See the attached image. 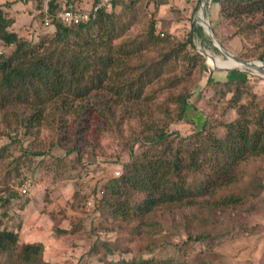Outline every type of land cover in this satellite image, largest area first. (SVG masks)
Masks as SVG:
<instances>
[{
    "label": "rangeland",
    "instance_id": "obj_1",
    "mask_svg": "<svg viewBox=\"0 0 264 264\" xmlns=\"http://www.w3.org/2000/svg\"><path fill=\"white\" fill-rule=\"evenodd\" d=\"M199 1L135 0L122 15L105 49L117 63L107 68L104 83L132 81L131 89L138 90L137 97H113L105 88L87 89V94L79 95L84 93V87L89 88L87 73L59 94L44 89L33 93L30 88L13 93V103L0 111V196L7 194L5 188L15 189L20 182L26 181L29 186L26 195L16 191L8 209L0 207V222L4 228L18 231L20 241L40 239L48 244L46 251L50 253L57 245L63 264H105L88 249L96 238L113 240L118 232L100 226L105 214L96 210L101 196V191L96 190L105 179L119 173L121 163L130 160V151L155 154L159 150L156 145L135 140L157 128L189 135L202 123L201 112L212 109L221 116L214 107L228 103L251 124L258 119L264 122V77L250 68L213 60L212 57L226 56L195 22ZM210 1L205 5V16L221 46L240 60L264 64V10L255 11L258 5ZM90 3L91 0L84 1V8ZM0 4H6L9 16L15 18L12 28L21 29L31 44L39 43L31 49L32 54L52 50L53 28L30 24V5L14 0H0ZM152 18L155 30L150 34ZM0 51L9 54L11 49L0 45ZM206 52L212 55L210 60ZM194 54L197 55L192 58ZM226 68L246 71L248 80L236 94L227 93L226 99L213 107L212 97L217 92L209 88L208 82L224 79ZM95 92L114 99L112 114L93 104L76 129L81 106L93 103ZM186 93L194 107L189 105L179 120L175 96ZM32 108L38 113V121L27 126L19 124L22 111L26 114ZM215 129L223 132L221 126ZM74 144L77 148H73ZM260 164L264 169V160ZM206 211L200 204L159 206L145 225L149 237L135 238V242L156 260L264 264V190L252 203L216 211L215 217ZM202 219L204 227H199ZM72 251L77 253L73 255ZM71 255L74 261L68 258ZM122 255L115 251L107 261ZM3 262L4 255L0 256V264Z\"/></svg>",
    "mask_w": 264,
    "mask_h": 264
},
{
    "label": "trees",
    "instance_id": "obj_2",
    "mask_svg": "<svg viewBox=\"0 0 264 264\" xmlns=\"http://www.w3.org/2000/svg\"><path fill=\"white\" fill-rule=\"evenodd\" d=\"M14 1L30 5L27 12L34 27L42 24L53 28V46L50 52L32 54L31 49L39 43L31 44L24 33H20L21 29L14 30L15 18L9 16L6 4H0V45L11 49L9 54L0 51V111L13 103V93L18 89L30 88L33 93L44 89L59 94L63 88L69 90L85 73L90 77L89 88L84 87L81 90L84 93L79 95L87 94V89L98 91L105 88L113 97H137L138 90L131 89L132 81L104 83L107 68L116 62V58L105 49L109 47L122 15L135 0H112V10H99L94 18L77 24L63 23L53 17V13L62 7L84 8L83 0H51L48 24H44L40 11L42 0ZM96 1L91 0V4ZM226 1L235 5H258L255 11L264 10V0ZM154 22L152 18L150 34L154 33ZM188 42H191L190 38ZM226 70L224 79L208 82L209 88L217 92H214L213 102L209 99L213 107L220 99H226L227 93L236 94L248 80V73L244 70ZM175 97L177 118L181 120L187 107L194 106L187 100L190 97L188 93ZM92 99L93 103L81 106L76 129L81 127V119L88 115L93 104L112 114L114 99H109L104 92H95ZM214 108L221 116L212 109L208 113L201 112L202 123L189 135L157 128L152 134H145L142 139L134 141L156 145L159 150L155 154L130 151V160L121 163V170H117L119 173L108 177L98 187L96 191H101V196L96 210L105 214L100 226L118 233L113 240L97 236L101 241L96 238L88 253L98 255L105 264H184L172 258L156 260L143 253L140 245L136 244L135 238L149 237L145 225L153 210L162 205L182 208L200 204L207 208L208 215L215 217L216 211L252 203L260 196L264 190V169L260 164L264 160V122L258 119L251 124L238 109H233V104ZM37 115L34 108L26 114L22 111L18 123L30 125L38 121ZM216 117H221V120H216ZM217 126L222 127V133L217 132ZM73 148L77 145L74 144ZM15 172L19 174L17 167ZM5 189L7 194L0 196L3 210L8 209L16 195V189ZM200 223L199 227H204L203 219ZM196 238L200 239V235ZM115 251L123 255L118 260L107 261ZM43 252L42 242L20 241L18 231L4 228L0 222L3 264H63L45 260ZM127 254L131 256L126 257Z\"/></svg>",
    "mask_w": 264,
    "mask_h": 264
},
{
    "label": "built area",
    "instance_id": "obj_3",
    "mask_svg": "<svg viewBox=\"0 0 264 264\" xmlns=\"http://www.w3.org/2000/svg\"><path fill=\"white\" fill-rule=\"evenodd\" d=\"M43 5L40 9L43 18L44 24L49 23V14H50V2L51 0H42ZM112 0H97L95 3L90 4L87 8H80V9H70V8H59L53 13V17L57 20L67 23V24H77L80 22H85L94 18L96 13L99 10L110 11L112 10ZM28 182L23 181L20 182L16 187V191L19 195H26L28 191Z\"/></svg>",
    "mask_w": 264,
    "mask_h": 264
},
{
    "label": "bare ground",
    "instance_id": "obj_4",
    "mask_svg": "<svg viewBox=\"0 0 264 264\" xmlns=\"http://www.w3.org/2000/svg\"><path fill=\"white\" fill-rule=\"evenodd\" d=\"M211 1L209 0V3H210ZM207 4V0H201V3H200V5H199V8H198V10H197V12H196V15H195V22L197 23V24H200L202 27H203V29H204V31H205V33L207 34V32H206V30H207V25H208V22H209V20H208V18L205 16V5ZM208 5V4H207ZM208 10V9H207ZM208 35V34H207ZM209 36V35H208ZM216 47V46H215ZM217 48V47H216ZM218 50H220L219 48H217ZM205 52V51H204ZM220 52H222V54L223 55H225L226 56V59H222V58H219V57H212V55L209 53H207L209 56H208V58H209V60H210V57H212L213 58V60L215 61V62H218V61H220V62H223V63H226V64H228V65H230V66H232V67H245V68H250V69H252V70H254V72L256 73V74H259V75H261V76H263L264 77V66H263V64L262 63H260L259 61H253L252 63H250L249 65H247V66H243L242 64H241V62H239V61H237V60H235L234 58H232L231 56H227L223 51H221L220 50ZM223 68H225V67H223ZM227 69V68H226Z\"/></svg>",
    "mask_w": 264,
    "mask_h": 264
},
{
    "label": "water",
    "instance_id": "obj_5",
    "mask_svg": "<svg viewBox=\"0 0 264 264\" xmlns=\"http://www.w3.org/2000/svg\"><path fill=\"white\" fill-rule=\"evenodd\" d=\"M201 3V0L199 1V5ZM199 5H198V8H199ZM207 34L209 35V37L211 38L212 42L214 43V45L219 48L221 51H223L227 56H231L232 58H234L235 60L241 62V64L243 66H247L249 65L250 63H252L253 61H247V60H240L239 58H237L236 56H234L233 54L229 53L227 50H225L222 46H221V43L217 40L209 22H208V25H207V30H206ZM207 53V52H206ZM260 62V61H259ZM262 63V62H260ZM263 64V63H262ZM264 66V64H263ZM219 69H224L222 67H219Z\"/></svg>",
    "mask_w": 264,
    "mask_h": 264
},
{
    "label": "crops",
    "instance_id": "obj_6",
    "mask_svg": "<svg viewBox=\"0 0 264 264\" xmlns=\"http://www.w3.org/2000/svg\"><path fill=\"white\" fill-rule=\"evenodd\" d=\"M83 1H87V0H83ZM90 4H89V6H90ZM32 241H35V240H29V241H26V242H32ZM37 241L44 243L43 256H44V259L45 260L48 261V257H49V258H51L52 261H56L57 263L58 262L59 263H62L64 261V260H59L60 257H61L60 254H62V253H60L59 249L57 248V245L56 246H52L53 247V249H52L53 250V253H50L51 251L50 252L49 251H46V246L48 245L47 243H45L44 241H42L40 239L39 240L37 239ZM76 253H77V251L76 252H73V255H75ZM73 255H71V256L68 257L71 261H74L75 260V258H74Z\"/></svg>",
    "mask_w": 264,
    "mask_h": 264
}]
</instances>
